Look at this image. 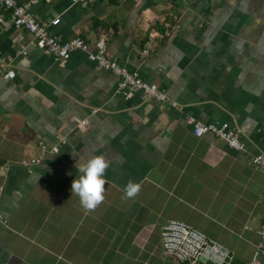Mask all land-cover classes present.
Returning a JSON list of instances; mask_svg holds the SVG:
<instances>
[{
    "label": "crops",
    "instance_id": "obj_1",
    "mask_svg": "<svg viewBox=\"0 0 264 264\" xmlns=\"http://www.w3.org/2000/svg\"><path fill=\"white\" fill-rule=\"evenodd\" d=\"M30 11L60 41L93 50L105 36L112 59L177 106L118 90L83 51L53 58L0 6V264H184L163 252L170 219L229 247L231 264L255 257L264 0H33ZM187 117L238 128L243 149L194 136ZM93 155L110 167L105 200L86 212L71 182ZM129 180L141 191L123 199Z\"/></svg>",
    "mask_w": 264,
    "mask_h": 264
},
{
    "label": "built area",
    "instance_id": "obj_2",
    "mask_svg": "<svg viewBox=\"0 0 264 264\" xmlns=\"http://www.w3.org/2000/svg\"><path fill=\"white\" fill-rule=\"evenodd\" d=\"M33 0L20 2L19 0H0V6L9 12L12 22L27 30L34 38L37 47L45 50L57 60L69 58L75 50L86 53L90 60H93L98 69L109 71L118 77L117 87L120 91L140 93L142 98L154 99L166 102L176 107L177 103L168 98L166 93L156 84L148 82L140 77L137 72L128 70L121 66L116 60L108 55L107 41L105 36L97 38L90 44L82 37L76 36L66 41H60L52 35L46 25L42 24L30 11V4ZM79 1L81 5L86 0ZM59 21L55 18L51 24ZM14 72L9 70L5 76L12 77ZM85 122V121H84ZM186 124L190 127L194 136H202L207 133L214 134L223 139L230 148L242 150L244 147L240 139V130L231 127L227 122H201L193 117L186 118ZM44 148L43 144H40ZM53 152L58 151L57 147L52 148ZM36 159L30 160L31 163ZM252 162L264 170V151L255 155ZM260 241L257 243L256 256L245 262V264H259V255H264V218L258 229ZM163 252L184 264H231L233 255L229 247L208 236L203 231L180 219L168 220L161 231Z\"/></svg>",
    "mask_w": 264,
    "mask_h": 264
},
{
    "label": "clouds",
    "instance_id": "obj_3",
    "mask_svg": "<svg viewBox=\"0 0 264 264\" xmlns=\"http://www.w3.org/2000/svg\"><path fill=\"white\" fill-rule=\"evenodd\" d=\"M76 167L80 175L71 182V196H78L86 212L94 211L105 200V172L110 167V161L103 155H93L86 160L79 159ZM141 187L140 183L129 180L123 199H134Z\"/></svg>",
    "mask_w": 264,
    "mask_h": 264
}]
</instances>
